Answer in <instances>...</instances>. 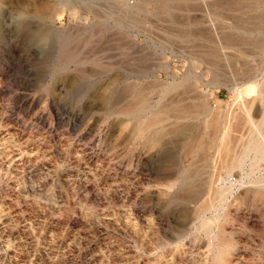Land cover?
Segmentation results:
<instances>
[{"label":"rangeland","instance_id":"rangeland-1","mask_svg":"<svg viewBox=\"0 0 264 264\" xmlns=\"http://www.w3.org/2000/svg\"><path fill=\"white\" fill-rule=\"evenodd\" d=\"M158 1L0 0V264H222L206 235L184 223L171 200L178 187L168 184L180 170L201 167L197 188L207 198L209 184L227 175L226 154L249 136L247 112L264 124V100L235 92L264 74V29L251 22L264 0H173L171 10ZM127 82L151 90L157 104L170 102L156 125L168 130L164 138H133L136 120L121 111L129 94L107 102ZM202 103L213 111L199 114ZM227 113L224 144L205 122ZM187 123L195 130L180 134L176 127ZM246 192H238L246 202L230 207L229 260L264 264V193Z\"/></svg>","mask_w":264,"mask_h":264},{"label":"bare ground","instance_id":"bare-ground-1","mask_svg":"<svg viewBox=\"0 0 264 264\" xmlns=\"http://www.w3.org/2000/svg\"><path fill=\"white\" fill-rule=\"evenodd\" d=\"M28 1V0H27ZM32 0H30L31 2ZM145 1V0H144ZM187 1V0H186ZM231 1V0H229ZM228 1V3H229ZM243 1V0H242ZM25 2V1H24ZM141 2V1H140ZM155 2V1H154ZM175 1L173 0H159L158 6L163 7L167 10H171L172 7L175 5ZM179 2V1H178ZM182 2V1H181ZM220 2V1H218ZM217 2V3H218ZM226 2V1H225ZM236 2V1H234ZM239 2V1H237ZM258 2V1H256ZM142 3V2H141ZM146 3H148L146 1ZM156 3V2H155ZM224 3V1H223ZM42 4V3H41ZM145 4V3H144ZM239 4V3H238ZM261 4V2H260ZM45 5V4H44ZM49 5V4H48ZM216 5V3H215ZM221 5V4H220ZM230 5V4H229ZM242 5V4H241ZM42 6V5H41ZM251 6V5H249ZM31 8V6H29ZM47 7V6H46ZM90 7V6H89ZM140 7V6H139ZM175 7V6H174ZM177 7V6H176ZM248 7V6H246ZM252 7V6H251ZM259 3L253 6L255 11H258ZM264 7V6H263ZM122 8V7H121ZM142 8V7H141ZM181 8V7H180ZM243 8V7H241ZM51 9V8H50ZM240 9V8H239ZM31 10V9H30ZM97 10V9H96ZM157 10V9H156ZM164 10V9H162ZM174 10V9H173ZM219 10V9H218ZM232 10V9H231ZM242 10V9H241ZM261 10V9H260ZM93 11V10H92ZM130 10H128L129 12ZM159 11V10H158ZM177 11V10H175ZM240 11V10H239ZM244 11V10H243ZM246 11V10H245ZM248 11V9H247ZM95 12V11H94ZM122 12V11H121ZM132 12V11H131ZM180 12V11H178ZM220 12V11H219ZM224 12V11H223ZM49 13V12H48ZM124 13V12H123ZM127 13V12H126ZM136 13V12H135ZM215 13V12H214ZM232 13V11H231ZM241 13V12H240ZM246 13V12H245ZM250 13V12H249ZM36 14L40 17L45 16V10L38 9ZM35 14V15H36ZM120 14V13H119ZM172 14V13H171ZM137 15V13H136ZM217 15V14H216ZM222 15V14H221ZM132 16V15H131ZM129 17V16H128ZM244 17V15H243ZM132 18V17H131ZM246 18V17H245ZM141 19V18H140ZM134 20V19H133ZM176 20V19H175ZM120 22L124 21V18L120 17ZM177 21V20H176ZM236 21V20H235ZM142 22V21H141ZM252 24L254 27L262 32L264 29V10L258 11L252 18ZM119 23V22H118ZM138 23V22H136ZM236 23V22H235ZM243 23V22H241ZM244 25L247 24V21L243 23ZM250 24V23H249ZM30 26V25H29ZM238 26V25H237ZM225 27V26H224ZM228 27V26H227ZM241 27V26H240ZM27 28V27H26ZM253 29V28H252ZM38 30V29H37ZM224 30V29H223ZM227 30V29H225ZM224 30V31H225ZM34 31V29H33ZM242 31V30H241ZM254 31V30H252ZM183 32V31H182ZM249 32V31H248ZM264 32V31H263ZM36 35H44L45 33L41 30L34 32ZM230 33V32H229ZM252 33V32H251ZM26 34V33H24ZM49 34V33H48ZM187 34V33H186ZM185 34V35H186ZM189 34V33H188ZM224 34V33H223ZM263 34V33H262ZM21 35V34H19ZM46 35V34H45ZM190 35V34H189ZM188 35V37H189ZM233 35V34H232ZM240 35V34H239ZM251 35H254L251 34ZM261 35V34H260ZM3 36V35H2ZM48 36V35H47ZM256 36V35H255ZM258 36V35H257ZM1 37V36H0ZM20 37V36H19ZM37 37V36H36ZM185 37V36H184ZM205 37V36H204ZM183 38V37H182ZM26 39V38H25ZM185 39V38H184ZM200 39V38H199ZM226 39V38H225ZM243 41L251 42L256 47L262 46L261 42L258 39L252 40L249 35L244 34L242 37ZM230 40V39H229ZM229 42V41H228ZM234 44V43H233ZM242 44V43H241ZM255 48V47H251ZM259 49V48H258ZM207 55V54H205ZM209 58L214 61V65H216L218 61V53L214 49L208 52ZM43 70V69H42ZM190 76V75H189ZM222 77L219 75L218 71L215 75V80L219 81ZM176 81V80H175ZM173 81L171 84L163 90L165 92L170 91L172 88L175 87L176 82ZM134 82V81H133ZM135 83V82H134ZM129 83L125 84L123 89H119L118 87H114L109 92V98H107V102L109 100L110 103L112 101H118L123 94H129L131 98L129 99L128 104L122 106V113L128 116V119L131 121L136 120L134 127L132 128L131 132L133 138L135 139H142L145 138L148 141L157 142L161 138H164V135L168 132L167 129L164 128L162 125L156 126L158 123H162L164 119V115L160 116L164 113V109H168L167 106L170 102H160L159 95V102L157 104L155 101H151V98L148 96L151 90L145 91L144 88H141L142 85ZM178 83V82H177ZM179 84V83H178ZM182 83H180L181 85ZM190 84V83H188ZM192 84V83H191ZM144 86V85H143ZM185 86V85H184ZM188 86V85H187ZM147 88V87H146ZM184 88V87H183ZM187 88V87H186ZM190 88V87H189ZM150 89V88H149ZM163 89V88H162ZM161 89V90H162ZM160 90V91H161ZM173 90V89H172ZM177 90V89H176ZM180 90V89H179ZM155 91V90H154ZM158 91V90H157ZM184 91V90H183ZM189 91V90H188ZM176 92V91H175ZM186 92V91H185ZM190 92V91H189ZM237 98H242L244 100L245 97H261L264 100V74L262 75V79L255 81L251 80L246 82L244 87H237L235 88ZM148 93V94H147ZM154 93V92H153ZM162 93V92H160ZM206 93V92H204ZM203 93V94H204ZM173 94V93H172ZM181 94V93H180ZM196 94V93H195ZM151 95V94H150ZM161 95V94H160ZM179 95V94H178ZM177 95V96H178ZM198 95V94H197ZM124 96V95H123ZM169 96V95H168ZM167 96V97H168ZM176 96V95H175ZM174 96V97H175ZM182 96V95H181ZM157 98V97H156ZM164 98V96H163ZM166 98V97H165ZM171 98V97H169ZM169 98H166L167 101ZM188 98V97H187ZM192 98V97H191ZM196 98V97H195ZM165 99V100H166ZM178 98H175V100ZM186 99V98H185ZM194 99V98H193ZM164 100V101H165ZM174 100V101H175ZM108 102V103H109ZM176 102V101H175ZM181 102V101H180ZM202 102V101H201ZM218 102L221 103V100L218 99ZM177 103V102H176ZM175 105V103H174ZM172 105V106H174ZM181 106V105H180ZM183 106V105H182ZM192 106V105H191ZM201 106V110L197 111L199 114H210L213 110L207 107L206 103L199 104ZM218 106V105H217ZM197 107V106H196ZM177 108V107H176ZM179 108V107H178ZM190 108V107H189ZM231 108V107H230ZM171 109V108H170ZM187 109V107H186ZM185 109V110H186ZM214 109V108H213ZM112 105L109 106V112H111ZM156 110L155 113L153 111ZM246 110V109H245ZM244 110V112H245ZM183 111V110H182ZM189 111V110H188ZM186 110V112H188ZM193 111V110H191ZM249 111V110H248ZM226 112V111H225ZM230 112V110H229ZM171 113V112H170ZM191 113V112H190ZM248 113V120L250 122L249 127V136L244 138L243 142L240 144L239 150H235L231 154H226L225 162H226V171L227 175H223L222 173L218 176V181H215L210 185L209 188V195L207 198L201 200V196L198 192V175L202 173L201 167L195 168L192 171L187 170H180V173L177 177V181L171 182L168 186L175 187L177 185L178 191H175L172 196L171 200L176 201L179 205H181L182 215L184 216V223L190 224V230L192 231L193 227L195 226L194 233L197 237L204 236L206 239V245L210 252L213 253V260L215 262H221L222 264H231L229 257L232 254L233 250L235 249V235L234 232H229L226 228V224L228 223L229 219L231 218L230 214V207L233 205H239V202H246V199H240L241 196L238 193L241 187H246V194L259 195L264 193V167L261 166V162L264 161V124L263 118L259 120H254L249 112ZM165 114V113H164ZM178 114V113H177ZM196 114V113H195ZM181 115V114H180ZM166 116V115H165ZM175 116V115H173ZM183 116V115H181ZM186 116V115H185ZM188 116V115H187ZM186 116V117H187ZM204 116V115H203ZM180 117V116H179ZM196 117V116H195ZM206 117V116H205ZM203 117V118H205ZM173 118V117H172ZM171 118V119H172ZM170 119V118H169ZM168 119V120H169ZM184 119V118H182ZM198 119V118H197ZM201 119V118H200ZM222 114H217L216 116L212 117L211 119H207L205 123H207L210 127L215 126L220 133L217 136V140L219 142L226 144L229 130L232 124V113H227L225 117V121L221 120ZM140 120V121H139ZM178 120V119H177ZM186 120V118H185ZM128 121V120H127ZM162 121V122H161ZM223 121V122H222ZM234 121V120H233ZM168 122V121H167ZM186 122V121H185ZM131 123V122H130ZM176 123V122H175ZM190 123V122H189ZM199 123V122H198ZM129 124V123H128ZM132 124V123H131ZM201 124V123H200ZM130 125V124H129ZM153 126V128L151 127ZM196 127V126H195ZM236 127V126H235ZM175 128V127H174ZM179 128L180 134L190 135L194 129V127L190 124L181 125ZM207 128V127H206ZM197 131V130H196ZM209 131V129H208ZM215 131V130H214ZM177 132V131H176ZM201 132V130H199ZM198 132V133H199ZM210 132V131H209ZM208 132V133H209ZM202 133V132H201ZM206 133V132H205ZM213 133V132H212ZM211 134V132H210ZM233 134V133H232ZM204 135V133H203ZM173 136H175L173 134ZM177 136V135H176ZM179 136V135H178ZM206 136V134H205ZM200 137V136H199ZM231 137V136H230ZM229 137V138H230ZM166 138V137H165ZM184 138V137H183ZM188 138V137H187ZM193 138V137H192ZM206 138V137H205ZM241 138V137H240ZM131 139V138H130ZM167 139V138H166ZM170 139H172L170 137ZM175 139V138H174ZM181 139V138H179ZM178 139V140H179ZM192 140V139H191ZM229 140V139H228ZM234 140V139H233ZM168 141V140H167ZM176 141V139H175ZM162 142V141H161ZM169 142V141H168ZM174 142V141H171ZM170 144L172 145V143ZM194 142L193 140L191 143ZM213 142V141H212ZM217 142V141H216ZM231 142V140H230ZM159 143V142H158ZM176 143V142H174ZM190 143V141H189ZM188 143V144H189ZM201 143V141H200ZM205 143V142H204ZM214 143V142H213ZM129 144V143H128ZM176 144H179L176 143ZM175 144V145H176ZM182 144V142H181ZM180 144V145H181ZM198 144V143H197ZM168 145V143H167ZM174 145V144H173ZM164 146V145H163ZM188 146V145H187ZM198 146H200L198 144ZM206 146V145H205ZM216 146V145H215ZM151 147V146H150ZM172 147V146H171ZM193 147V146H192ZM159 148V147H157ZM169 148V147H168ZM177 148V147H176ZM180 148V147H179ZM191 148V146H190ZM198 148V147H197ZM216 148V147H215ZM141 149V147H140ZM154 149V148H153ZM183 149V148H182ZM201 149V148H200ZM156 150V149H155ZM217 150V149H215ZM229 150V149H228ZM189 152V151H188ZM213 152V151H212ZM210 154V153H208ZM183 156V154H181ZM209 156V155H208ZM191 158V157H190ZM166 159L168 161L174 162V156L167 152ZM182 159V158H181ZM180 159V160H181ZM187 160V159H186ZM184 163V162H183ZM213 163V162H212ZM161 166V165H160ZM180 166V165H179ZM216 166V165H215ZM208 169V167H207ZM235 169H239L240 173L237 177L234 174ZM207 172V171H206ZM217 175V174H216ZM206 177V176H205ZM200 182V181H199ZM160 183V182H159ZM209 183V182H208ZM204 184V183H203ZM208 185V186H209ZM176 188V187H175ZM205 191V190H204ZM169 192V191H168ZM179 192V193H178ZM244 200V201H243ZM194 205L188 208V204ZM212 212V215L209 216L208 213ZM189 226V225H188ZM185 229V227L183 228ZM235 229V228H234ZM248 229V228H247ZM190 231V232H191ZM163 247V246H162Z\"/></svg>","mask_w":264,"mask_h":264}]
</instances>
